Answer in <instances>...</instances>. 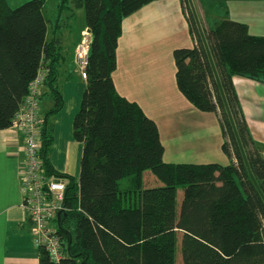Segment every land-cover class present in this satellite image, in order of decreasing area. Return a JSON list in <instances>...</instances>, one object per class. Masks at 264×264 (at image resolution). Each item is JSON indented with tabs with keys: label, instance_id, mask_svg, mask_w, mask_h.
Listing matches in <instances>:
<instances>
[{
	"label": "trees",
	"instance_id": "1",
	"mask_svg": "<svg viewBox=\"0 0 264 264\" xmlns=\"http://www.w3.org/2000/svg\"><path fill=\"white\" fill-rule=\"evenodd\" d=\"M154 1L60 5L59 16L69 4L83 9L92 36L87 89L74 119V137L84 146L77 183L57 175L49 157L50 119L64 100L57 87L62 41L49 38L47 0L17 8L0 0V130L11 128L43 71L54 106L45 116L41 159L49 177L68 179L59 228L64 257L55 262L42 249L40 264H177L179 248L183 264H264V156L233 83L235 76L264 83V36L223 19L201 30L203 37L194 13L188 15L194 43L173 52L177 86L198 110L218 116L229 163H169L157 122L121 95L113 78L124 19ZM146 172L159 184L145 187Z\"/></svg>",
	"mask_w": 264,
	"mask_h": 264
},
{
	"label": "crops",
	"instance_id": "2",
	"mask_svg": "<svg viewBox=\"0 0 264 264\" xmlns=\"http://www.w3.org/2000/svg\"><path fill=\"white\" fill-rule=\"evenodd\" d=\"M260 12L264 14V8L260 9ZM72 18L74 17L67 16L69 22L72 21ZM62 19L61 15L57 23L52 26L53 29L49 30V38H59L66 43V36H64L62 28L69 26V24L62 27ZM85 29L87 30V27ZM84 30L72 42L68 39L72 48V67L68 68L66 66L64 68L66 57L61 54L62 51L59 54L61 59L57 87L62 93L64 106L58 114L50 119L54 126V141L49 155L51 164L57 175L74 178L77 183L80 181L84 146L74 137V119L87 89V79H84L80 74L75 58V50L83 39ZM176 48L179 47H175L174 50ZM162 50L167 51L165 54L168 55L170 47L166 48L161 45ZM153 52L151 51L147 60L154 56ZM142 62L140 61L138 68L147 71V75L143 80L146 81L147 85V81L150 80L152 88L150 87L149 90L156 105V108L154 106L153 108L159 110V114H162L166 123L164 139L160 130L161 140L165 147L164 157L167 150L170 149V156L175 157V160H193L189 162L197 164L206 162L227 163L228 160H223V157L227 156L222 151L224 137L218 116L214 113L202 112L192 103L186 102L178 86L168 87L169 83L172 82L173 58L168 56L166 61L159 63H156V61ZM118 67L119 64L113 78L119 93L127 97V94L121 91L118 86L119 83L115 79ZM163 69L167 70L162 71ZM174 70H176V67ZM166 82H168V85L165 84ZM233 83L250 133L264 156V83L239 76L234 77ZM170 90L174 92L173 97H170L175 100L172 104L166 96ZM155 92H158V96ZM140 94L143 96L144 103H146L148 101L147 96H150L148 88L146 90L148 95ZM165 98H167L166 103L163 102ZM130 100L135 101L134 99ZM136 102L158 124L152 113V104L146 103L145 106L139 100H136ZM53 106L52 90L44 84L41 98L43 116H46ZM175 148H178V152L174 151ZM189 153H191L190 156H188ZM25 161L24 135L12 128L0 130V264H40L41 251L34 243L32 224L29 212L24 206L21 191L20 182Z\"/></svg>",
	"mask_w": 264,
	"mask_h": 264
},
{
	"label": "rangeland",
	"instance_id": "3",
	"mask_svg": "<svg viewBox=\"0 0 264 264\" xmlns=\"http://www.w3.org/2000/svg\"><path fill=\"white\" fill-rule=\"evenodd\" d=\"M7 1L12 8H17L30 0ZM62 1L63 0H47L46 2L44 11L47 19L50 21V30L53 29L52 26L57 23L58 18L60 19L59 14ZM262 8H264V0H250L248 2L245 0H188L186 4L183 0H155L133 15L124 19L122 25L123 33L119 39V48L117 52L119 67L117 73H115V79L119 83L118 86L121 91L126 93L128 98L134 99L135 101L139 100L145 106L147 104H152V113L158 121L163 139L165 136L166 123L164 122L165 120L163 119L162 114H159V110H154L153 108V106L156 108V105L149 90L152 86L150 80L149 82L147 81L148 85L146 84V81L143 80L145 75H147V71L138 68L140 61H156V63H159L161 61H166L168 56L173 58L172 82L169 83V85L168 82L165 84L168 85L169 88L177 86L173 52L175 47H190L194 43L191 34V24L188 19V15H192L191 12L194 13L200 30L207 29L223 19H233L238 22L249 24L252 34L264 36V14L260 12V9ZM72 13L75 14V17L69 22L67 16H72ZM62 18V27H64L65 24H69V26H66L68 28H62L63 34L66 36L65 41L67 42L64 43L63 40L61 47V54L66 57L63 66L64 68L66 66L69 68L70 66L72 67V48L68 39L72 42L78 34L81 35V31L86 27V16L83 9L76 10L71 4H69L66 6L64 13H62ZM85 31L86 29L84 32ZM161 45L166 48L170 47L168 55L165 54L167 51H161ZM151 51H154V56L147 60ZM164 70L167 69H163L162 71ZM147 88L150 96H147L148 101H146V104L140 93H144L145 96L148 95L146 94ZM155 93L158 96V92ZM173 94L174 92L172 90L166 94L169 101H171V104L175 102V100L170 98L173 97ZM166 99L167 98L163 100L164 103L167 102ZM184 100L189 102L186 98H184ZM176 147H178V145H176ZM174 151L178 152V148H175ZM170 153L171 151L168 149L166 156L164 157L166 162L190 163L189 161H193L175 160V157H171ZM190 155L191 153L188 154V156ZM223 158V160H228L227 163L223 165L228 164V157ZM216 159L219 160L220 158ZM156 181L159 184V181L151 172L145 173V187L155 185ZM130 182L131 178L122 181V189L127 188L130 185ZM182 197L183 192L179 191V201ZM71 231L74 232L73 228H71ZM177 264H183L180 248L177 251Z\"/></svg>",
	"mask_w": 264,
	"mask_h": 264
},
{
	"label": "built area",
	"instance_id": "4",
	"mask_svg": "<svg viewBox=\"0 0 264 264\" xmlns=\"http://www.w3.org/2000/svg\"><path fill=\"white\" fill-rule=\"evenodd\" d=\"M91 37L87 29L75 50L76 62L84 79H87ZM45 79L46 74L41 71L15 114L11 128L24 135L26 161L20 183L34 243L39 250H45L53 261L60 262L64 257V247L59 235L58 214L62 213L63 218L64 213L68 212L65 206L68 179L49 177L41 159L42 130L46 122L41 111Z\"/></svg>",
	"mask_w": 264,
	"mask_h": 264
},
{
	"label": "water",
	"instance_id": "5",
	"mask_svg": "<svg viewBox=\"0 0 264 264\" xmlns=\"http://www.w3.org/2000/svg\"><path fill=\"white\" fill-rule=\"evenodd\" d=\"M201 31V30H200ZM88 32L89 33H91V31L90 30H88ZM201 33H202V36H203V32L201 31ZM204 37V36H203ZM217 78H218V76H217ZM218 81H219V78H218ZM241 149H242V152H243V155H244V157H245V153H244V151H243V148L241 147ZM66 215V213H64V216ZM62 216H63V214L62 213H59L58 214V222H59V224H60V222H61V220H62Z\"/></svg>",
	"mask_w": 264,
	"mask_h": 264
}]
</instances>
